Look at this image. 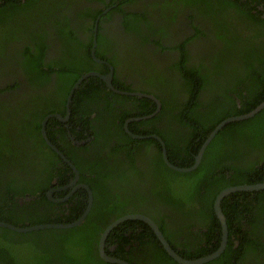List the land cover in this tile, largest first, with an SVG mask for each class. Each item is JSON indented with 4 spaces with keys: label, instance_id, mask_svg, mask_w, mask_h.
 Here are the masks:
<instances>
[{
    "label": "trees",
    "instance_id": "trees-1",
    "mask_svg": "<svg viewBox=\"0 0 264 264\" xmlns=\"http://www.w3.org/2000/svg\"><path fill=\"white\" fill-rule=\"evenodd\" d=\"M80 3L81 0H0L1 57L10 56L9 61H15L16 53L8 54L11 43L16 41L21 45L27 37L34 39V48L25 45L21 54L25 58L23 69L35 86L47 84L55 73L62 84L58 95L64 107L71 88L84 74L91 72L89 68L94 63L91 49L97 17L101 12L97 14L91 9L82 12L77 8ZM178 4H181L183 11L191 8L205 19L215 21L212 31L220 33V36L214 40L221 41L222 47L214 49V53L208 56L200 57L197 63L189 66L190 53L186 49L188 42L200 40L206 34L196 27V34L188 39L187 44L178 47L180 58L172 67L178 79L175 85L171 82L170 88L177 86V89H183L185 100H179L176 95H171L167 100L161 99L162 110L157 116L131 123L130 129L140 136L158 135L166 144L171 163L180 168H190L195 164L203 144L220 123L231 117L248 114L264 102V0H180ZM74 16L92 21V24L87 25L91 37L86 44L71 27ZM130 18L138 25L133 27ZM147 22L144 14L127 13L124 27L127 32L132 31L141 36V23ZM50 26L63 38L64 47L74 52L73 60L72 57L68 59L69 63L61 64V60L44 63L48 48L46 36L37 31ZM83 28L84 25H80L76 30L81 31ZM80 51H83V58L79 61L76 55ZM84 59H88L86 64ZM234 64H237V68L233 67ZM163 88L165 86L158 87L160 91ZM207 88L211 94L216 93L212 101L203 102L200 95ZM80 89L74 100L78 104L79 95L84 94L85 110L88 108V112H80L75 105L74 116L77 114L84 128L92 133L94 129L90 126L88 114L94 112V106L102 103V95H106L107 87L101 79L90 77L81 84ZM123 90L128 91L130 87ZM108 94L114 96L117 107H113V103L105 98L107 102L98 118L110 112L108 115L111 114L119 121L118 124L115 122V135H118L116 140L125 142L114 148L112 155L118 157L124 153L131 166H134L138 157L148 159L152 166L149 177L154 188L149 192L144 190V194L138 195L132 202L121 201L119 191L106 194L103 190L100 192L94 180L86 177L96 172L100 178L103 177L98 171V162L83 161L75 153L72 159L69 158L79 169L82 181L91 185L95 195L93 209L84 224L70 230L27 234L0 228V264L23 263L12 253L15 245L24 246L28 251L32 249V254L24 251V259L41 252L48 254L46 256L60 253L59 260L62 263L102 264L91 247L98 242L103 230L115 220L141 209L159 223L161 231L180 256L187 260L199 259L213 254L221 246L222 225L214 209L218 194L229 187L264 182V109L251 119L227 124L207 147L200 166L192 172L183 173L165 164L163 148L157 140H134L124 132L126 120L152 114L157 108L156 103L148 98L115 95L111 91ZM44 113L47 114L46 111ZM159 121H163L164 128L155 126ZM35 126L33 132L36 134L41 127L40 122L35 123ZM25 132V129L21 130L19 136H24ZM37 146L40 151L47 148L45 141L39 138ZM8 147V142L0 141V163L4 157L1 150ZM47 159L49 163L42 182L30 189L22 187L19 191H11L15 192L13 196L10 193L8 197L6 194L0 195V222L26 228L69 224L82 216L84 211H80L83 210L80 207L69 216L54 217L53 213H41L56 206L45 195L53 177L57 175L65 184L68 177L64 180L63 175L71 172L74 176L68 167H57L59 162L66 166L57 155ZM27 194L35 196V200L19 204L17 197ZM74 204L85 208L80 201ZM222 210L227 218L228 244L219 258L207 264H264V190L232 193L222 201ZM168 215H174L177 223H183L182 226L177 224L176 232L179 235L184 227L188 228L185 242L176 244L174 240H178H172L167 234L165 227L168 224L164 218ZM193 228H197L195 234L192 233ZM115 241L120 242V248L114 255L126 260L125 255H131L132 252H125V247L136 243L138 247L132 245V248L138 250L139 259L128 260L132 264H179L168 255L150 226L141 220L130 219L119 224L110 234L108 243L112 245ZM15 250L19 253L21 249L15 247ZM41 262L36 258L32 264Z\"/></svg>",
    "mask_w": 264,
    "mask_h": 264
},
{
    "label": "flooded vegetation",
    "instance_id": "flooded-vegetation-1",
    "mask_svg": "<svg viewBox=\"0 0 264 264\" xmlns=\"http://www.w3.org/2000/svg\"><path fill=\"white\" fill-rule=\"evenodd\" d=\"M130 1L131 0H81V3L77 6L78 10L82 12L87 11L88 9L95 11L97 14L99 11L101 12L97 17V22L94 29L93 46L91 49V59L94 63L92 64L91 68H89L91 72H88L84 75H87L89 73H99L101 75L107 76L113 70L112 84L115 90L131 94L144 93L152 95L161 102L162 110L163 99L167 100V98H171V95H176L179 100L181 99L183 101V99L185 100V93L183 92V89H177V86L172 90L165 89L170 88V86H165V88L160 91V89H158L159 86H155V79L152 80L148 78V76H165L169 78L175 85L178 78L175 76L177 74L176 72H174V69L169 67L172 64V61L170 62V59L173 56L172 53H177V56H179L180 58L178 47L182 46L183 44H187L188 39L191 38L193 34L195 35V33L197 32L193 30L195 33L190 34L189 27L191 26L193 29L195 27H199L206 33L200 40H193L188 42L186 49L190 53V59L188 62L189 66L193 65V63H197V61H194L195 54L198 53L200 57L208 56L209 54L214 53V49L222 47L223 43L219 40H214L215 38L220 36V33L212 31L215 28V26H213L214 23L210 24L209 19H205L204 17L200 16L199 13L193 11V9L191 8H187L183 11L182 6H180L181 4H178L180 0H172V6L171 8H168V13L170 15L171 23L176 22V18L178 16H183V26L185 27L184 30H179L180 32L178 33V35L174 36L173 30H171V33L168 34L167 31H164L162 29L165 27L164 23H161V25L157 24L156 26L158 27V29H154V31L152 32L151 25L148 22L141 23L143 34H146L147 36V41L144 42L145 39L141 40V38H139L140 36L135 32H127L124 27L125 14H144L149 21L147 8L150 5L159 3V0ZM175 1H177V3H174ZM155 18L157 21L159 20L157 16H155ZM129 22H131V25L133 27L138 25V23H135L133 21V18H130ZM88 24H92V21L89 18L77 19L75 16L72 17L71 27L78 35V38L85 44L90 41L91 37L90 32L87 30ZM80 25H84V28L81 31H77L76 29H78ZM37 33H43L46 36L45 41L48 48L44 60L45 64H51L57 60H61V64L69 63L68 59L72 57V53L74 52L71 51V49H66L64 47L63 38L61 36H58V34L54 30V27H47L43 31H37ZM140 35L142 36V33H140ZM27 38L21 45H19V42L16 41L11 43L12 46L11 48H9L10 52L8 54L12 55L16 53L15 61H9L11 58L10 56H5L2 58L0 54V141H6L9 143V147L7 149L1 150L4 157H2L3 160L0 163V195L6 194V196L8 197V193H10V195L13 196V194L16 191H19L22 187L30 189L39 184V182H42V180L44 179L45 168L49 163L47 158L55 154L60 157L63 163L66 165L64 166L59 162L57 164V167L59 169H65V167H68L70 170H72L74 176L72 177L71 172H67L66 175H63L64 180H66V176L68 177V182H66L65 184L59 179L57 175L56 177H53L50 183V187L47 189L45 195L48 197L49 202L56 206L51 207L50 210H43L41 211V213H43V215H47V213H53L54 217L55 215L69 216L72 213L76 212L77 208L80 207L81 209H83L80 211L84 212L79 219H81L83 215L88 211L87 216L79 226H75L70 229L80 227L86 221L94 206V192L90 184L82 181V177L78 168L79 179L75 182L76 175L74 170L52 147L48 145L43 134V124L45 121V132L47 138L63 155H65V157L73 165H75V163L71 160V157H74L75 153L81 156V159H83V161L96 160L98 162V171L103 174V177L100 178L97 172L95 174L86 175V177L88 179L90 178L94 180V184L96 185V187H98L100 192H102L103 190V193L106 194V192L110 193L119 191V199L121 201L132 202L135 201V197L144 194L142 193L144 190L148 192L152 190L154 188V184H152L149 177V173L151 174L152 166L150 162H148V159H140L138 157L134 166H131V163L125 159L124 153H121L118 157L113 156L112 154L114 153V148L118 147V145L120 146L125 144V142L123 141L120 142L116 140L118 139V135H115V133H117L115 122L117 121L118 124L119 121L115 120V118L111 116V114L108 115V113L110 112H108L103 118H98L100 110L104 108L107 102L105 98H108V100L113 103V107H117V101L115 100L114 96L108 94V92L110 91L115 95L138 98L148 97L118 93L117 91L111 89L107 85V83L100 77L90 76L101 79V81H103L107 87L106 95H102V103L99 106H94V112L88 114L90 126L94 129L91 133L84 128L83 124L79 120L78 115L75 114L74 116L73 111V107L77 105L80 112H88V108H86L85 110V95H79L78 104H76L74 98L77 94L76 92L81 90V84L84 81L87 82L90 77L84 79L80 83L79 87L75 90L72 96V100L68 106V99L73 89L71 88L70 93L67 97L66 106L64 107L62 105L61 97L58 95L59 91L61 92L62 90V84H60L55 73L52 74L50 81L43 86L32 85L29 78L27 77V74L23 69V60H25V58L22 57L21 54L22 52H24L25 45L33 46V43L35 41L31 37H29V39ZM95 39L97 42L95 48V56L99 61H96L93 58L92 50L94 48ZM174 41L179 42H176V44ZM172 42L175 43L174 46L169 47L168 45H166V43ZM213 43H216V45H214ZM144 46L147 48H145ZM203 47H208L207 49L209 50L204 51ZM144 48L146 52H149V54H151L150 57L148 56L146 61H144L147 66L145 67V71L137 72L139 62H143L142 59ZM80 52L81 53H78L76 55V59L79 61L83 58V51ZM129 58H133L132 63L127 62ZM71 60H73V57L71 58ZM83 62L84 64H86L88 62V59H84ZM151 63H154L155 65H151ZM118 82L122 83L123 85ZM126 87H130V90L124 91L123 89H125ZM209 89L212 91L211 87ZM209 89L207 88V90L201 93V101L208 102L213 100L216 91L212 92L211 94V91ZM147 91H149V93ZM166 91L168 92V94L166 93ZM148 99L154 101L151 98ZM154 102L157 105V110L158 103L156 101ZM49 110L52 111L49 112ZM161 110L159 111V113L161 112ZM45 111L47 112V114L44 113ZM55 115L61 116L62 118L60 119ZM135 118H129L128 120H126L123 129L125 134L129 135L132 139L141 140L133 138L125 129L126 125L128 124L129 131L133 133V131H131L130 129L131 123L146 121H131ZM37 122H40L41 127L39 129V132L35 134L33 132V129L36 127L35 123ZM155 126L158 128H164L165 124L163 123V121H159ZM23 129H25L26 131L24 136H19V132ZM119 137H121V135ZM38 138L44 140L47 145V148L44 151L38 150ZM151 149H154V147L151 146ZM86 186L90 188L92 194H90L89 190L86 189ZM11 191L15 192L12 193ZM14 197L16 198L17 195ZM38 198H40V196ZM17 199L19 201V204L24 205L25 202L35 200V196L30 197L27 194L17 197ZM76 201L82 202L85 208L82 205L76 207L74 204ZM60 206H62V208L58 209ZM137 211L139 212H133L132 214L145 215L153 220L160 228L159 223L155 219H153L152 215L143 212L142 209ZM164 219L168 224L167 227H165L166 232L170 235L171 239L178 240H174L176 244H181L183 241L185 242L186 237L184 236L188 234V228L184 227V230L181 232V236L178 234V231L176 232V227L178 223L181 226L183 225V223H180L179 221L177 223L174 215H168V217H165ZM26 225H29V223H26ZM107 228L108 226L106 227V229ZM115 228H113L112 231ZM70 229H49L45 231ZM106 229L103 230L101 236L98 239V242L94 247H91V250L95 252V254H97V256L99 257V259L97 260L102 261V264H117L105 261L100 254L101 238ZM193 230L194 231H192V233L195 234L197 232V228H193ZM112 231L109 232L104 241V250L106 254L109 257L123 260L129 264L132 263L128 262V260L137 261L139 259L137 255L138 250H135L136 248H132L133 246H137L135 242L132 244L133 246L128 245L127 247H125V252H132L131 255H125L128 260L118 258L114 255V253L120 248V242L115 241L112 245L108 243V239ZM179 250H182V248L179 247ZM12 253L16 258H19L20 262L23 261L22 264H32V261L36 258H39L42 261V264L43 262L44 264H67L62 263L61 260H59V256H61L60 253H53L50 256H46L48 254H43L41 252L31 258L26 256L25 259L23 258L25 255L19 254L17 252V254H15L14 252Z\"/></svg>",
    "mask_w": 264,
    "mask_h": 264
},
{
    "label": "water",
    "instance_id": "water-1",
    "mask_svg": "<svg viewBox=\"0 0 264 264\" xmlns=\"http://www.w3.org/2000/svg\"><path fill=\"white\" fill-rule=\"evenodd\" d=\"M94 41H95L94 42V48L92 50V52H93V58L96 61H99L96 58V56H95V48H96V45H97L96 39ZM90 76L100 77L101 79H103L107 83V85L111 89H113L114 91H117V90H115V88L113 87V84H112L113 70L107 76L101 75L99 73H89L87 75L82 76L78 80V82L75 84V86L73 87V89L71 91V94H70V97L68 99V106H69V104H70V102L72 100V96H73L75 90L79 87L80 83L84 79H86V78H88ZM117 92L118 93H121V94H126V95H136V96H140V97H148V98H151V99H153L154 101H156L158 103V109L153 114L148 115V116H144V117H140V118H135V119H133L131 121L151 119V118L155 117L159 113V111L161 110V102L156 97H154L152 95L144 94V93L131 94V93L121 92V91H117ZM263 109H264V102L261 103L257 108H255L253 111H251L248 114L241 115V116H236V117H231V118H228V119L224 120L222 123H220L216 127V129L211 133V135L207 138V140L203 144V146H202V148H201L198 156L196 157L195 164L192 167H190V168H180V167H177L176 165L172 164L169 161V158H168V155H167V148H166L165 142L158 135H153V136H139V135H135V134H133V133H131L129 131L128 124L126 125L125 129L135 139L145 140V139H151V138H153V139L158 140L161 143L162 147H163V159H164L166 165H168V167H170L173 170H176V171H179V172H183V173H189V172H192V171L196 170L200 166L207 147L210 145V143L216 137V135L227 124L251 119L254 116H256L258 113H260ZM56 117H58L60 119L62 118L61 116H56ZM45 127H46V121L43 124V134H44V137L46 138V141H47L48 145L50 147H52L64 159V161L68 165H70V167L74 170L75 175H76V180H75V182H76L79 179V171H78L77 167L75 165H73L65 157V155H63L49 141V139L47 138L46 132H45ZM86 189L89 190L90 194H92L91 193V190H90V188L88 186H86ZM262 190H264V182L259 183V184H255V185H240V186L229 187V188L223 190L217 196V198L215 200V204H214V209H215L216 215H217V217H218V219H219V221L221 222V225H222L223 237H222V243H221L220 248L216 252H214L213 254H211V255H208V256H205V257H202V258H199V259H195V260H187V259H184L182 256H180L172 248V246L170 245V243L167 241L166 237L164 236V234L160 230L159 226L153 220H151L149 217H147L145 215H141V214H130V215H126V216H123V217L119 218L118 220H116L115 222H113L111 225L108 226V228L106 229L105 233L103 234V236L101 238V244H100V254H101V257L105 261H108V262H111V263L129 264V263L123 261V260H119V259H116V258L109 257L106 254L105 250H104V241H105L107 235L109 234V232H111L113 228H115L116 226H118L119 224H121V223H123V222H125L127 220L133 219V220H141V221H144L148 225H150V227L154 230L155 234L157 235L158 239L160 240L161 244L163 245V247L166 250V252L168 253V255L171 256L179 264H207V263H209V262H211V261L219 258L224 253V251H225V249L227 247V244H228L229 232H228L227 219H226V216L224 215L223 210H222V201H223V199L226 196H228V195H230L232 193L239 192V191H262ZM87 213H88V211L83 215V217L81 219H79L75 223H71V224H47V225H38V226H34V227L20 228V227H16V226H14L12 224H9V223H6V222H0V228L9 229V230H11L13 232H17V233H31V232H35V231H45V230H49V229H51V230L52 229H70V228H73L75 226H79L84 221V219L86 218Z\"/></svg>",
    "mask_w": 264,
    "mask_h": 264
},
{
    "label": "rangeland",
    "instance_id": "rangeland-1",
    "mask_svg": "<svg viewBox=\"0 0 264 264\" xmlns=\"http://www.w3.org/2000/svg\"><path fill=\"white\" fill-rule=\"evenodd\" d=\"M171 2H172V0H159V3L150 5L147 8V10H148V18H149V21H150V22L148 21V23L151 25V29H152L151 32L154 31V29H158V27L156 25L157 24L158 25H161V23H164L165 24L164 25L165 27L162 28V29L164 31H167L168 34H170L171 33V30H173L174 36L175 35H178V33L180 32L179 30H181V31L184 30V28H185L183 26L184 19H183V16L182 15H181L182 18L179 17V16H178L179 18L178 17L176 18V22H174V23H171L170 22V15L168 13V10H169L168 8H171V6H172L171 5ZM174 3H177V1H175ZM155 16L158 17V19H159L158 21L156 20ZM213 23L215 24V21L214 22H211L210 21V24H213ZM187 24H190V23H187ZM140 27H142V26H140ZM189 30H190L189 33L190 34H193V33H195L193 30L197 31V28L195 27L193 29L190 26L189 27ZM141 33H142V36H140L139 38H141V40L142 39H147L146 34H143V32H141ZM179 41H181V40H179ZM179 41H174V42L176 43V42H179ZM175 43H173V42L172 43H166V45H168L169 47H171V46H174ZM145 48H147V47H145ZM145 48L143 49V59L141 57V59L143 60V62L142 61L139 62L137 72H139V71L140 72H144L145 71V67H147L144 61H146V59L148 58V56L150 57V54L151 53L149 54V52H146ZM207 48L208 47H203L204 51L209 50ZM172 55L173 56L170 59V62L172 61V64L169 66L171 68L178 62V58H179V56H177V53H172ZM199 57L200 56L198 55V53L195 54L194 61H197L198 62L199 61ZM127 62L128 63H132L133 62V58H129V60ZM151 65H155V64L154 63H151ZM233 67L234 68H237V64H234ZM148 78H150L152 80L155 79V81H156L155 86H159V87H161V86H166V87L172 86L171 80L169 78L165 77V76L161 77V75H156V76H148ZM165 89L172 90L173 87H171V88H165ZM166 93L168 94L167 91H166ZM0 124H1V118H0ZM15 247L17 249H21V250H19V254H22L23 255L24 254V251H27V253L32 254V251H31L32 249L28 251V250L25 249L26 247L20 246V245H15ZM14 248H13V252L16 254V251H15Z\"/></svg>",
    "mask_w": 264,
    "mask_h": 264
}]
</instances>
